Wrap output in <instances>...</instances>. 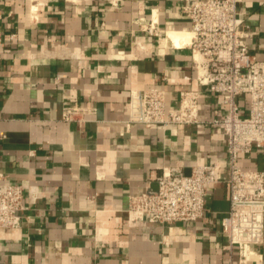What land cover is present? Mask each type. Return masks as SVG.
I'll return each instance as SVG.
<instances>
[{"label": "crops", "instance_id": "obj_1", "mask_svg": "<svg viewBox=\"0 0 264 264\" xmlns=\"http://www.w3.org/2000/svg\"><path fill=\"white\" fill-rule=\"evenodd\" d=\"M181 5L0 0V172L40 191L35 201L25 197L20 227L0 230V264H237L236 247L227 249L220 231L228 209L223 183L208 187L204 215L194 223L131 224L125 213L130 195L156 190L161 167L177 165L188 175L196 162L225 161L223 134L209 126L171 135L123 124L130 90L163 89L173 108L180 91L197 88L189 50L167 35L189 32ZM239 11L254 32L249 50L264 62V0H243ZM152 15L166 32L161 40L146 30ZM198 90L206 122L221 101L209 88ZM237 102L244 114L247 97ZM64 105L96 113L67 123ZM240 163L264 172V147ZM256 249L261 259L250 264H264V238Z\"/></svg>", "mask_w": 264, "mask_h": 264}, {"label": "built area", "instance_id": "obj_2", "mask_svg": "<svg viewBox=\"0 0 264 264\" xmlns=\"http://www.w3.org/2000/svg\"><path fill=\"white\" fill-rule=\"evenodd\" d=\"M181 1L179 10L190 22L191 32L190 42L183 47L190 52L197 88L180 91L173 108L168 107L163 89L130 90L128 117L123 124L126 128L139 125L171 135H176L179 127L209 126L223 134L225 161L196 162L188 175L177 165L161 167L155 179L156 190L128 197L127 221L194 223L204 215L208 187L223 183L228 194V209L220 219L225 247H236L237 264H250L261 259L256 247L264 238V172L242 169L240 158L254 148L264 147V62L249 50L248 39L254 32L239 11L243 0ZM36 12V4L30 5L31 20L36 19ZM5 21L0 9V45L1 25ZM146 30L157 40L166 37L153 15ZM14 37L11 34L9 39ZM203 87L221 101L214 117L206 122L200 117L198 89ZM240 96L247 97L244 114H240L237 102ZM95 113L94 107L64 105L61 120L83 123ZM39 193L38 187L14 183L0 172V230L20 227L26 210L25 197L35 201Z\"/></svg>", "mask_w": 264, "mask_h": 264}, {"label": "bare ground", "instance_id": "obj_3", "mask_svg": "<svg viewBox=\"0 0 264 264\" xmlns=\"http://www.w3.org/2000/svg\"><path fill=\"white\" fill-rule=\"evenodd\" d=\"M167 35L170 43L177 48L187 45L190 42V38H191L190 31L189 32L168 31Z\"/></svg>", "mask_w": 264, "mask_h": 264}]
</instances>
